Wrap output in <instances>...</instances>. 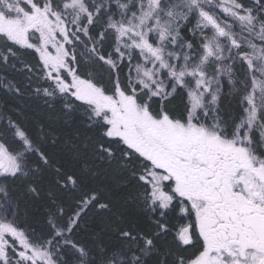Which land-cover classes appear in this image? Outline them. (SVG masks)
I'll use <instances>...</instances> for the list:
<instances>
[{
    "label": "snow or ice",
    "instance_id": "obj_1",
    "mask_svg": "<svg viewBox=\"0 0 264 264\" xmlns=\"http://www.w3.org/2000/svg\"><path fill=\"white\" fill-rule=\"evenodd\" d=\"M0 89V264H264V0H0Z\"/></svg>",
    "mask_w": 264,
    "mask_h": 264
},
{
    "label": "trees",
    "instance_id": "obj_2",
    "mask_svg": "<svg viewBox=\"0 0 264 264\" xmlns=\"http://www.w3.org/2000/svg\"><path fill=\"white\" fill-rule=\"evenodd\" d=\"M15 79L20 80L22 77L19 75L12 74ZM11 78V77H10ZM0 107H7L9 109H23L27 114L29 120L35 125L36 123H42L50 125L57 129L56 134L63 137H71L75 133V128L72 125H64L62 121H59L57 116L45 107L42 106L41 102L29 97L14 96L7 94L3 89H0ZM222 107L225 111L235 112L236 104L231 97H227L222 101ZM30 203V202H29Z\"/></svg>",
    "mask_w": 264,
    "mask_h": 264
}]
</instances>
